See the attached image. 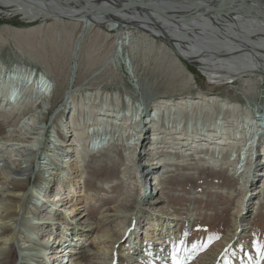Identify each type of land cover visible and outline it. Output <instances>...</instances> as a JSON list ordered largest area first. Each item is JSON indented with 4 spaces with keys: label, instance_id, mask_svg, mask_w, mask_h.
Instances as JSON below:
<instances>
[{
    "label": "bare ground",
    "instance_id": "obj_1",
    "mask_svg": "<svg viewBox=\"0 0 264 264\" xmlns=\"http://www.w3.org/2000/svg\"><path fill=\"white\" fill-rule=\"evenodd\" d=\"M113 1V3H120L124 0ZM158 1L156 6L158 7V11L161 10L160 12H154L149 9L122 12L115 17L117 21L120 22L119 24L114 22L115 20L113 17L111 18L102 13H96L89 8H85L86 4L76 3L72 0H0V12H7L6 15H10L12 12L13 14H21L25 19H28L29 22H35L39 19H44V22L47 20L50 21L39 26L24 28V30L28 32L41 31L44 27L49 28L52 25L58 24L80 28V32L74 44V49L72 53H68V58L71 62L69 74L59 85L61 91L65 89L63 91L64 104L66 103V99L69 98V101L64 105V107L66 106L65 112L67 111L72 116L69 117L72 124L70 126L67 123L63 125L66 127L68 133H71L68 141L72 142L71 144H65V139L67 137L66 131L64 139L61 140L63 142L60 141L61 143L59 146H79L78 149L73 148L74 152L70 153L71 158L67 155L70 159L64 158V161L67 162L70 167L71 164L79 160L82 155L81 148L83 147L84 140L82 138L80 140L77 139L76 135L79 130L83 131L85 128L88 129V132L91 130L95 132V128H97L96 133L93 135L96 137L95 143L97 150L103 151L102 154L107 153L104 152L105 149L108 148L107 141L110 143L116 141V134H120L119 141L124 143L122 146L124 149H129L128 152L125 151L129 158L126 159L127 166L124 168V172H122L124 178H121L117 182L119 184L120 182L140 183L139 181L142 179L141 176L145 174H147L146 177L150 174L153 175L152 177H155V175L159 176L161 170L162 175H164V170L165 174H167L168 171L166 168L169 164H167V162H162V160L158 162L155 161V156L158 154L161 155L159 158L168 156L172 151L175 152V150H177L174 146L181 147L182 149L186 148L187 152L191 153L185 154L183 158L199 157L198 160L201 161V158H204L203 162L207 163V168H211L209 171L213 175H220V171H216L214 167L217 168L220 166L221 168H226L224 165L227 164H229V167H233V177L227 176L222 172V174L225 175L224 179L227 185L233 186L235 177L242 176L240 180L243 182L241 186L239 185L242 190L239 202L242 205L241 207L238 206L239 211L236 217L238 223L236 222L237 227L233 232H237L239 227H241V229L242 227H245L243 229H248L249 225L244 226L245 224L243 221L249 218V215H251L249 213H253L251 212V208L254 203H251V201H255L258 197L261 198V196H263L262 188H264V186L260 188L258 186L262 179L260 177L263 175L261 172H264V98L261 104H257L253 110L243 103V98H234L233 100L228 95L219 94L218 96L212 94L213 96H211L201 92L197 93L196 96H183L186 91L191 89L195 79L181 62L183 60L190 64L200 63L203 67L202 72L211 85H235L238 82H243L242 88L245 89L243 91L246 98H248L247 100L259 101L260 97L257 90L262 89L264 85H261L257 80L253 81V79L256 77L264 78V4L258 7L264 0H238V2L242 3V6L251 7V9L254 7V9H252L253 12L247 15L243 14L239 9L227 5V7L217 8L204 17H182L183 15L180 14L172 19L167 16L168 13H180L179 10L177 11L172 8V6L177 5L183 7L185 10L192 11L203 9L216 0ZM104 2L111 4L112 0H105ZM120 25L132 27V31L127 29L129 32L126 33V31L124 33L123 31V33L129 37V40L132 41L133 44L136 42L134 39L137 37V34H141L145 36V38L150 37V41L153 44L156 42L155 39L162 40L164 43H162L161 48L168 51L169 54L174 57L181 71L187 77V80L181 84L180 87L170 88L172 92H164L160 87L153 84L149 87L142 81L141 85L138 86L139 92L142 93V98L139 96L135 97L134 92V95L129 94L126 96L129 99V102H127L126 99L123 98V94L117 93L116 95L118 97L114 99L116 103L111 106L110 103L106 101L105 106L102 108L99 107L100 111L98 112L88 110L91 108L90 104H92V98L94 99L95 97H92V94L90 95L88 93V95H86L87 102H80L79 105L83 106L82 108L87 110L88 113H79L78 103L75 99L79 94H76L78 91L73 94V91L74 89L79 90L82 87L81 84H78L80 81L77 83V80L81 78L83 71L80 69L82 59V53H80V51L82 50L83 39L86 35L90 34V32L105 34L104 32H109V30H121ZM8 29H11V27H0V34ZM15 30L20 31L19 29ZM122 40L124 41V39ZM119 43L120 42H116L115 39L113 46ZM129 43L128 41L127 44ZM121 44L122 46L125 45L124 42ZM3 70L4 68H0V108H2L4 104L5 106L10 105L14 108L13 110L16 111V113L21 114L26 112L28 105L25 103L30 99L33 100L35 106V111H33L26 120L27 130L29 129L32 134L31 138L33 139L32 143L34 149L23 155L21 153H14L11 159H6L4 162L5 165L9 166V168L5 170L7 175L2 176V174H0V206L2 205V207H0V264H12L15 252V248L13 247L15 244L14 240H18V237H14V235L11 236L10 234H14L16 229H21V223L25 222V225H29L30 223L26 221L34 219L31 215L23 216L24 201L30 194H32V196L38 195V198L41 197V193L38 192L36 188L33 189L30 187L29 181L33 177L31 176V163L36 159L47 138L46 131L48 124L46 116L49 112L41 113L37 108L46 111L45 105L50 104V101L55 98V94L52 96V99L48 100V98H45L46 96L41 97L43 94L40 95L39 91L35 90V88L38 89L39 86L36 79L41 74L36 69L17 65L13 69ZM135 73L137 74V69L134 66L133 74L135 75ZM34 75L36 77H34ZM1 79H4V82H2ZM42 80L44 82L46 81L45 83L47 85H45V87L49 89L52 83H49V78L46 75H42ZM247 80L250 81L246 82ZM16 83L17 85L15 86L14 84ZM123 88L126 89L125 87ZM48 89H46L45 92ZM179 91L183 92V94L175 98L173 93ZM71 94H73L72 97H70ZM155 96L156 99L154 98ZM152 98L155 100L154 112L151 110L148 111ZM135 102L138 103V106H135ZM107 103L109 105H107ZM125 105H127L126 108ZM64 107L61 110H63ZM43 113L45 116H42ZM79 114L82 117L76 119V116ZM81 118H84V120H81ZM214 118H216V121L212 122ZM42 119H45V122H43ZM112 130L114 133L111 132ZM80 135L83 134L80 132ZM10 136L12 137L13 135ZM76 142L78 143L76 144ZM148 145H150L151 148L146 150ZM48 151H51V149H48ZM241 152L244 153L242 154ZM233 154L237 156L235 159H233ZM147 155L149 156V160L143 163V159L146 160ZM73 156H76L74 157L75 159H73ZM108 156L112 159V161L109 162V164H112L110 169H115L116 165L113 163L115 162L114 159H119L118 154L109 152ZM48 157L49 155H45V158ZM240 158H243V160L241 161ZM14 160L18 162L21 160L23 162L22 164L13 163ZM240 161L242 163L239 164ZM131 164H133L134 167ZM239 166L240 168L238 169ZM63 169L64 165H62L61 169H58V172L53 174L57 178L53 177L51 180V175L50 179L43 178L44 182H47L44 188H48L50 193L54 194L52 201L46 200L51 217L45 221L38 220L37 223L31 226L36 233H38L40 229L44 232L47 230L54 232L55 230L61 229L66 231L63 235L57 232L50 233V238L43 243L38 242L37 245L44 247L42 250L43 252L41 253L40 250H34L35 254H31L33 259H36V261L40 260L38 264H77L78 262L76 261L79 260V256L74 255L83 253V249L86 246V244H83L84 240L88 235L92 237L94 232H97L95 234V240L99 244H104V249L106 250L103 249L102 253H99V251H97L98 247H96L94 253L88 254L90 258L91 256L93 258H91V261L88 260L86 264H93L96 262L98 264H108L109 261L110 264H114V261L119 264L120 262L122 264H147L150 258L145 255V253L143 254L145 251H143L144 246H142L144 241L143 235L145 233H147L146 235H148L151 241L157 243L158 240H161L162 243L161 246H159L160 243H157L158 247L156 246L154 249L151 248L152 243L150 241L147 247L152 250L147 249L149 251H147L148 254L151 255L156 253L153 255L155 260L166 259L167 255L164 254V250L169 247L170 240L166 239V237H164V239L158 237L161 236V232H163L165 228L172 229L171 225L179 230L181 223L175 222L179 220L180 216L174 214L172 217L174 223H169V219L171 220V217H168L170 214L168 212L169 210L166 212L164 207H159L165 200L162 197L154 198L162 190L159 188V185L163 176L159 178L158 182H155L153 178L151 180L143 179L145 184L138 196H136V189L127 187L128 193L125 195L124 200L112 207L111 210H107L105 213L102 212L100 220L95 222V225L87 219L88 215L83 212L84 210L80 211L81 208H88L86 206L90 201H82L83 204L80 205L81 207L73 205L75 207L73 209L75 213L72 212L73 214H63V209L61 208L67 203H64L66 198L60 194L61 192H59L60 189L58 187L63 188L64 194H66L68 201L71 202L72 193H77V188H75L74 183L80 184L87 175L86 171L81 175H78L79 170L72 171L73 176H71L69 182H67L66 185H61L62 179H60L59 173H63V176H65V173L62 171ZM147 169L150 171L146 172ZM85 173L86 175L83 176ZM75 174L76 176H74ZM164 178L166 177L164 176ZM67 179L68 177H66V180ZM71 181L73 184L70 183ZM115 187V184L111 186L112 189H115ZM257 188L260 190L258 191ZM218 189H220V187H218ZM46 190L47 189H44L43 191ZM216 192L220 191L216 189ZM51 196L53 195H49V197ZM115 199L117 198L115 197L111 201L115 202ZM42 200L44 201L45 199ZM3 205L6 206V209L17 206V214L21 215L19 220H16L18 216L16 213L15 216H13L12 213L2 214L1 210L3 209ZM147 207H149V210H147ZM147 211L148 215L145 214ZM149 212L152 214L150 215ZM164 215L167 216L165 217ZM149 216L155 218L160 224L163 223V230L160 233H157L158 229L156 228L158 222L156 223L155 219H151L152 222L150 223ZM22 217H24L23 220ZM135 218L138 224L137 226L131 224V221ZM145 222L146 224L143 225ZM242 222L243 224H241ZM149 224L152 226V228H150L151 233H149V231L144 232L143 228ZM41 235H43V233ZM38 236L37 234L36 237ZM72 236L74 237L72 238ZM78 236L83 238L81 242L84 247H82L81 244L80 248L77 246L71 251L69 248H71L73 244L79 245L77 244L79 241L77 239ZM34 240V237L28 235L22 240L23 244H21L20 241L17 242V247L26 258H29V256L31 257V255L27 257L28 254H25V251H28L26 249L30 248L26 246V244L33 243ZM4 241L7 244H5ZM233 241L234 245L238 244L236 236L231 242ZM228 246V244H223V246L219 245L216 247L214 252L218 254H209L208 264H215L214 261L219 258L220 253L230 248ZM225 248L226 250H224ZM199 249L200 247L198 250ZM247 249V247H243L242 252H245ZM138 250H141V255H137ZM89 252H93V250H89ZM130 252L132 255L126 256L127 253ZM97 255L99 258L96 257ZM191 256L192 253L181 255V257L185 258V264H193L191 262ZM206 257L207 256H204L202 258L199 256L194 264H206ZM173 258H178V256L170 257L169 262ZM213 258L215 260H212ZM155 260L150 264H159L158 262L156 263ZM89 261L92 263H89ZM241 264H264V260L251 254L247 256L246 262H242Z\"/></svg>",
    "mask_w": 264,
    "mask_h": 264
},
{
    "label": "rangeland",
    "instance_id": "obj_2",
    "mask_svg": "<svg viewBox=\"0 0 264 264\" xmlns=\"http://www.w3.org/2000/svg\"><path fill=\"white\" fill-rule=\"evenodd\" d=\"M6 13L0 12V27L9 26L11 29L5 30L0 34V68H4L3 71H5V69L10 70L15 68L17 65H21L23 67L36 69L42 75H46L49 78V83L52 82L49 89L45 92L46 94L44 93L45 95L43 94L41 97L46 96L45 98H48L49 100L52 99V96L55 94V98L50 101V104L45 105L46 111H42L40 108H37L41 111V113L49 112V114L46 116L48 124L46 131L47 138L45 139L42 149L36 159H34L31 163V176L33 177L29 181L30 187L33 189L36 188L38 192L41 193V197L38 198V195L32 196V194H30L27 196V200L25 199V203L23 205V216L31 215L34 219L26 221L27 223H30L29 225H25V222L21 223V229H16L14 234H10L11 236L14 235V237H18V240H14L15 244L13 247L15 248V252L12 264H23L24 262L38 264L40 260L36 261V259H33L31 255L35 254L34 250H40L41 253L43 252L42 250L44 247L37 245L38 242L43 243L46 241L50 238V233L57 232L58 234L63 235L66 231L61 229L55 230L54 232L48 230L44 232L40 229L38 230V233H36L35 230L32 229L31 225L37 223L38 220L45 221L51 217L49 208H47L48 203L46 204V200L48 199L52 201L54 194L49 193V195L53 196L43 198L45 197V192H47L43 191L44 189H47L44 188L47 183L43 180L44 176H47V178H51L52 176V180L53 177H56L53 174L58 172V169H61L62 165H64V169L62 171L68 179L65 184L62 181L61 185H66L71 176H73L72 171L74 172L79 170L78 175H81L84 171H86L87 175L86 173L83 175H86V178L84 177L83 180L84 182L82 181L80 184L74 183L75 188H77V193H72L71 202L68 201L63 188L57 187L60 189V194L66 198L64 203L67 204L61 208L63 209V214H73L75 213L73 212V209L75 208L74 206L81 207L80 205L83 204L82 201H90L86 206L88 208H81L80 211L84 210L83 212L88 215L87 219L93 224L100 220L102 212L105 213L107 210H111L112 207L124 200L125 195L128 193L127 187L136 189V196H138L143 188L141 184L136 182L117 183L121 178H124L122 172H124V168L127 166L126 159L129 158L126 153L129 149H124L122 147L124 143L119 141V133L116 134V141H113L112 143L107 141L108 148L104 151L107 153L102 154L103 151L94 150V147H91L90 144L92 139L96 140L93 134L96 133L97 128H95V132H93V130L88 132V129L86 128L83 131L79 130L76 135L77 139L80 140L82 138L84 140L82 145L83 147L81 148L82 155L79 160L71 164V167L64 161V158L70 159V153H73L74 149H78L79 146H59V144L63 142L61 140L64 139V135L67 131L66 127L63 125L67 123L70 126L72 124L71 119L69 118L72 116L67 111L65 112L66 106L64 107V105L69 101V98L66 99V103L64 104L63 91L65 89L61 91L59 85L69 74L71 62L68 58V53H72L74 49V44L80 32V28H73L71 25L58 24L52 25L49 28L44 27L41 31L28 32L25 31L24 28L39 26L50 21L47 20L44 22V19H39L35 22H29V20L25 19V17L21 14H13L12 12L10 15H6ZM120 28L121 30H109V32L105 30V34L90 32V34L86 35L83 39L82 50L80 51V53H82L80 69L83 71L81 78L77 80V83L80 81L78 84H81L82 87L79 90L74 89L73 91V94L76 91H78L76 94H79V96L75 98L78 103L79 113H88L87 110L82 108L83 106H79L80 102H87L86 95H88V93L90 95L92 94V97L95 96L94 99L92 98V104H90L91 108L88 110L98 112L100 111L99 107H104L106 101L113 106V104L116 103V100H114L115 97H118L116 95L117 93L123 94V98H125L127 102H129V99L126 96L129 94L134 95V92L135 97L139 96L142 98V93H140L138 89V86L141 85L142 81L149 87L153 84L160 87V89L164 92H172V89L170 88L180 87L181 84L187 80V77L181 71V68L175 61L174 57L169 54L168 51L161 48L162 43H164L162 40L155 39L156 42L153 44L150 41V37L145 38V36L137 34V37L134 39L136 42L133 44V42L129 40V37L124 34L126 31V33L132 31V27L120 25ZM15 29H19L20 31H16ZM115 39L116 42L118 41L120 43L113 46ZM122 39H124V41ZM121 41L125 43V47L122 46ZM128 41L130 42L129 44H127ZM181 63L195 79L191 89L186 91L183 96H196L199 92L211 96H219V94L228 95L233 100L234 98H243V103L252 109L257 104L260 105L264 98V86L262 89L257 90L260 97L259 101H249L243 91L245 89L242 88L244 84L243 82H238L235 85H211L209 84L208 79L204 76L202 72L203 67L200 63L190 64L183 60ZM134 66L137 69V74L135 73V75L133 74ZM254 80H257L261 83V85H264V78L256 77L253 81ZM1 81L4 82V79H1ZM248 81L250 80H247L246 82ZM73 94H71L70 97H72ZM173 94L175 95V98H177L183 94V92L179 91ZM156 96L154 97L155 99ZM154 102L155 100L152 98L148 111L154 110ZM108 103L107 105H109ZM25 104L28 105L26 108L27 110L21 114L16 113V111L13 110L14 108L10 105L5 106L4 104L3 107L0 108V174H2V176L7 175L5 170L9 168V166L4 164L6 159H11L14 153H21L23 155L34 149L32 143L33 139L31 138L32 134L29 129L27 130L26 120L30 117L32 112L35 111V106L32 99L27 100ZM127 105H125V108ZM62 106L64 107L63 110H61L63 108ZM135 106H138V103L135 102ZM42 116H45V114L43 113ZM80 117L82 116L79 114L76 116V119ZM81 120H84V118H81ZM42 121L45 122V119H42ZM214 121H216V118H214L212 122ZM80 132L83 135H80ZM111 132L114 133L113 130ZM91 133L93 134L91 135ZM52 134H55L56 137L53 138ZM70 134L71 133H68L67 131L65 144H71L72 141H68L70 139ZM10 135L13 136L11 137ZM77 143L78 142H76V144ZM87 147L90 148L88 149ZM174 147H176L175 149L177 150H175V152L172 151V153L166 157L159 158V156H161L159 154L155 156V161L158 162L162 160V162H167L169 165L166 168L168 171L167 174H165L164 170V176L166 178L163 176L159 185V188L162 190L154 198L156 199L162 197L165 200V202L160 204L159 207H164L166 212L169 210L168 212L170 214L168 217H171V220L169 219V223H174L172 221L173 214L180 216V221L176 220L175 222L181 223V227L178 230V228H174L173 225H171L172 229L165 228L163 230V223L160 224L155 218L149 216L150 223L152 222L151 219H155L156 223L158 222L156 228L159 232L157 231V233H160L163 230V232H161V236L158 238L164 239V237H166V239L170 240V243L169 247L164 250V254L167 255L166 259L155 260L153 255L156 253H154V251V254H148V250H152L147 247V244L150 243L151 240L148 235H146L147 233H145L143 235L144 241L142 246H144L143 251H145L143 254L145 253V255L150 258L147 264H150L154 260L159 264H185V258L181 257V255L189 253H192L191 262L193 264L199 256L202 258L207 256L205 263L208 264V255H217L218 253L214 252L215 248L219 245L223 246V244H228V247L230 248L227 250L225 248L224 250L226 251L220 253L218 259H212L215 260V264H241L242 262H246L247 256L251 254L264 260V191L261 198L258 197L255 201H251V203H254L251 208V212L253 213H249L251 214L249 215V218L243 221L245 224L244 226L249 225V228L243 229L245 227H242L241 229V227H239L237 232H233L238 223V221H236L237 213L239 211L238 206L241 207L242 205L239 202L241 198L240 193L242 192L240 189L241 183L243 182L240 180L242 176H236L233 186H229L225 182V175L222 174V172H224L227 176L233 177V167H229V164L224 165L226 168H221L220 166L217 168L214 167L216 171H220V175H213L209 171L211 168H207V163L203 162L204 158H201L202 161L198 160L199 157L183 158L185 154L191 152H187L186 148L182 149L178 146ZM150 148V145H148L146 150H149ZM48 149H51V151H48ZM109 152L118 154L119 156V159H114L116 163L114 162L113 164H115L116 167L112 170L110 169L112 164H109V162L112 161V159L108 156ZM45 155H49V157L45 158ZM74 157L76 156H73V159H75ZM147 157L146 160L143 159V163L149 160L148 155ZM235 158L236 157L234 155L233 159ZM22 162L23 161L21 160L20 162L17 160L13 161V163L19 164H22ZM131 165L134 167L133 164ZM69 168L71 172L69 171ZM261 174L263 175L260 177L262 179L258 184L259 188L264 186V172H261ZM62 176L63 173H59V177ZM74 176H76V174ZM154 181L158 182V179H155ZM70 183L73 184L72 181ZM114 184L116 187L115 189H112L111 186ZM218 187H220V189H218ZM216 189L220 192H216ZM257 190L259 191L260 189L257 188ZM115 197L117 199H115V202H112L111 200ZM42 199L45 200L43 201ZM37 203L40 207H38ZM0 207H2V205ZM147 210H149V207H147ZM17 212V206H12L9 209H6V206L3 205V209L1 210V213L4 215L6 213H12L13 216H15V213L17 214ZM145 214L148 215V211L145 212ZM149 214L151 215L152 213L149 212ZM164 216L166 217L167 215ZM20 217L21 215L19 214L16 217V220H19ZM23 218L24 217H22V220ZM243 222L241 224H243ZM131 224H133V226L138 225L136 218L131 221ZM145 224L146 222L143 225ZM150 225L151 224L148 226L146 225V227L143 228V231H149V233H151L150 228H152V226ZM42 233L43 235H41ZM96 233L97 232H94L92 237L91 235H88V237L84 240L83 244H86L85 247L81 242V239L83 238L78 236L77 239L79 241L77 244L79 245L73 244L71 248H69L73 251L77 246L80 248L81 244L82 247H84L83 253L79 255L73 254L74 256H79V260L76 261L79 264H86L88 260L91 261V258L93 257L91 256L90 258L88 254L94 253V250L96 251V247H98L97 251H99V253H102V250L105 248L104 244H99L95 240ZM37 234L39 235L38 237H36ZM28 235L34 237L35 240L33 243L26 244V246H29L30 248L26 249L28 251H25V254H28L27 257L31 255V257L29 256V258H26L17 247V242L20 241L21 244H23L22 240ZM235 236L238 240L237 245H234V241L231 242L235 239ZM73 237L74 236H72V238ZM151 243V248L154 249L156 248L157 243H160L159 246L162 245L161 240H158L157 243L151 241ZM199 247L200 249L198 250ZM243 247H247L248 249L245 252H242ZM89 250H93V252H89ZM140 251L141 250H138L137 255H141L142 252ZM129 255L131 256L132 253H127L126 256ZM172 256H178V258H173L169 262V259ZM96 257L99 258L98 255ZM90 261L89 263H92ZM109 262L108 264H110ZM93 264L98 263L96 262ZM114 264L119 263L114 261ZM120 264L122 263L120 262Z\"/></svg>",
    "mask_w": 264,
    "mask_h": 264
},
{
    "label": "water",
    "instance_id": "obj_3",
    "mask_svg": "<svg viewBox=\"0 0 264 264\" xmlns=\"http://www.w3.org/2000/svg\"><path fill=\"white\" fill-rule=\"evenodd\" d=\"M50 1H61V0H50ZM64 1V0H63ZM75 1L76 3H80V4H86L85 8H89L93 11H95L96 13H102L106 16L109 17H113V19L115 20L114 22L116 23H120L117 21V19L115 17H117L120 13L122 12H129L131 10H151L154 12H160L157 10V6L156 4L159 2L158 0H124L120 3H113L114 1L112 0L113 5H111L110 3L108 4L107 2H104L105 0H72ZM94 1V2H92ZM156 1V2H155ZM108 4V5H107ZM264 2H261L260 5H258V7L263 6ZM227 5H229V7H234L236 9H239L243 14H250L253 12L252 9H254V7H248V6H242L241 2H238V0H216L211 2L207 7L203 8V9H198V10H185L183 7H179L177 5L172 6V8L176 9L177 11L179 10L180 13H173V14H169L167 16L170 17V19L175 18L177 16H179L180 14L183 15L182 17H188V16H207L209 13H211L212 11L216 10L217 8H223L224 6L227 7ZM114 23V24H115ZM131 27V26H130Z\"/></svg>",
    "mask_w": 264,
    "mask_h": 264
},
{
    "label": "built area",
    "instance_id": "obj_4",
    "mask_svg": "<svg viewBox=\"0 0 264 264\" xmlns=\"http://www.w3.org/2000/svg\"><path fill=\"white\" fill-rule=\"evenodd\" d=\"M35 75H37V74H35ZM34 75V77H36ZM39 75V74H38ZM37 82H38V89L37 88H35V90H38L39 91V94L40 95H42V94H44L45 93V90L46 89H48V88H46L45 87V85H47L43 80H42V75L40 74L38 77H37ZM15 86L17 85V83L16 84H14ZM17 88H19V87H17ZM46 94V93H45ZM93 133H91V135H92ZM52 137L53 138H55L56 136H55V134H52ZM94 138H96V137H94ZM92 139V138H91ZM96 141H95V139H92L91 140V142H90V144H91V147H95L96 149L95 150H97V146H96V143H95ZM98 144V143H97ZM44 178H47V176H44ZM49 179H50V177H49ZM60 179H62V181H63V183L65 184L66 183V177L64 176H62V177H60ZM47 192H45L46 194H45V197H43V198H48L49 197V193H50V191L48 192V188H47V190H46ZM39 207H40V205H38ZM42 206V205H41Z\"/></svg>",
    "mask_w": 264,
    "mask_h": 264
}]
</instances>
